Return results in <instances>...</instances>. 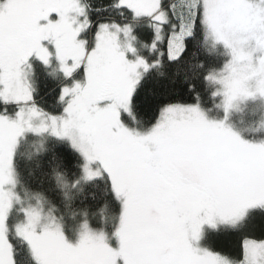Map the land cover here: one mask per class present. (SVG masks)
Wrapping results in <instances>:
<instances>
[{"label": "snow or ice", "instance_id": "6c2138e0", "mask_svg": "<svg viewBox=\"0 0 264 264\" xmlns=\"http://www.w3.org/2000/svg\"><path fill=\"white\" fill-rule=\"evenodd\" d=\"M170 66L188 100L142 94ZM86 187L97 203L77 208ZM256 217L264 0H0V264H264ZM221 231L236 256L207 246Z\"/></svg>", "mask_w": 264, "mask_h": 264}, {"label": "trees", "instance_id": "16d2710c", "mask_svg": "<svg viewBox=\"0 0 264 264\" xmlns=\"http://www.w3.org/2000/svg\"><path fill=\"white\" fill-rule=\"evenodd\" d=\"M91 2L99 6L100 4H103L106 2V0H91ZM93 19H96V14L93 13ZM199 59H204V56L201 54L199 56ZM176 66H170L167 69V77L166 78H156V77H150L148 80L145 81L142 94L144 95H150L153 91H155L157 94L164 93L169 98H172L177 101H186L188 100V93L182 86L183 76L184 72L181 69L180 74L176 76V83L173 84L171 82L172 74L176 71ZM54 82L51 80L46 79L42 74L40 75L38 87H39V96L38 99H41L42 104L45 107H54V100H55V94L52 91L54 88ZM152 115L151 111L147 113L148 118ZM22 168L25 167L24 162H21ZM74 161L69 164V174H71L72 171H74ZM30 183L33 188H38L45 190L47 192V195L59 202L60 195L58 192L54 191H48V189L51 186L50 179L46 177H42L40 171L38 170L35 173L34 178L30 180ZM96 193L98 197V192L91 188L86 187L84 192L79 194L76 198L75 205L77 208H94L97 200L93 199V194ZM247 231L254 235V236H262L264 235V218L256 217L249 225V228ZM240 233L236 232H229V231H221L218 233H215L213 235H210L206 241L207 246L213 248L216 251H219L225 255L229 256H236L239 250V244H240Z\"/></svg>", "mask_w": 264, "mask_h": 264}, {"label": "rangeland", "instance_id": "374dc122", "mask_svg": "<svg viewBox=\"0 0 264 264\" xmlns=\"http://www.w3.org/2000/svg\"><path fill=\"white\" fill-rule=\"evenodd\" d=\"M256 107L252 102L241 104L232 114L233 124L241 131L249 130L253 126L252 110Z\"/></svg>", "mask_w": 264, "mask_h": 264}]
</instances>
